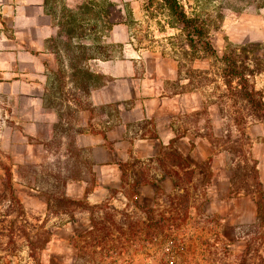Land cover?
<instances>
[{
  "label": "crops",
  "instance_id": "0c3cea01",
  "mask_svg": "<svg viewBox=\"0 0 264 264\" xmlns=\"http://www.w3.org/2000/svg\"><path fill=\"white\" fill-rule=\"evenodd\" d=\"M53 1L50 7L45 0L18 3L13 35H0V190L5 181L16 182L31 192L24 201L32 206L68 201L69 212L59 215L65 240L54 241L49 257L71 260L70 242L90 229L91 208L155 209L162 198L188 189L217 220L235 264H264V247L251 249L247 234L260 225L264 238V154L255 150V182L234 184V157L225 142L229 127H241L246 138L264 123L248 128L243 120H227L226 98L202 100L197 90L183 88L187 78L179 88V57L172 53L139 58L131 48L120 55L114 39L120 25H112L105 58L96 39L72 38V10ZM242 9L231 41L264 47V0H246ZM57 77H74L85 101L49 102L54 92L47 80ZM250 79L264 100V74Z\"/></svg>",
  "mask_w": 264,
  "mask_h": 264
},
{
  "label": "rangeland",
  "instance_id": "374dc122",
  "mask_svg": "<svg viewBox=\"0 0 264 264\" xmlns=\"http://www.w3.org/2000/svg\"><path fill=\"white\" fill-rule=\"evenodd\" d=\"M22 1L30 5L37 2L0 0V35H13L10 33L15 25V13L18 3ZM50 1L45 0L47 6ZM58 1L72 10L68 11L71 13L72 38H84L87 35L88 39H96L99 43L98 53H103L106 58L111 54L107 41L111 38L112 25H120V31L114 30V39L119 40L117 45L120 47V55H127L128 51L131 53V48L136 49L139 58L149 53L174 54L179 57V88L182 79L187 78L190 83L182 87L197 90L204 98L202 100L216 102L218 97H224L223 80L219 78L223 64L219 63L218 58L225 50L232 52L241 48L235 55L241 61L247 57L244 65L249 66V69L256 66L254 58L264 61L263 46L243 47L231 41L234 28L243 19L244 15H240V12L246 0ZM168 2L172 6L175 4L177 11ZM52 6H55L54 1ZM179 7L191 23L190 31H184L179 23ZM194 28H200L202 36L197 37L191 31ZM209 46L217 57L210 55L207 50ZM243 49L246 51L243 52ZM93 52L89 47L85 53L91 55ZM87 80L91 78L88 76ZM47 82L54 92L49 94V102L51 98L53 103L59 105L85 101L84 95L76 87L74 77L70 80L57 77ZM232 86L236 87L237 83L234 81ZM221 103L227 120H243V125L249 123L248 128L254 124L253 121L259 120L251 116L252 110L243 100L234 103L233 99H222ZM240 128L229 127L230 132L225 140L228 143L226 147H230L234 157V184L243 179L253 183L255 176L250 166L256 169V156L264 154V147L260 146L264 144V137L260 135L264 128L249 130L246 138L238 133ZM179 164L182 165L180 159ZM41 181L44 186L48 185L45 178ZM3 184L4 190H0V264H48L49 261L51 264H61L58 257H49L47 250L56 247L54 241L63 243L65 240V217L59 215L63 211L69 212L68 201L45 200L47 205L44 207L39 204L27 205L24 199L31 197V192L20 189L15 185L16 182L13 184L5 181ZM49 194L53 195L50 191L47 192ZM195 194L197 192L187 189L167 199L162 198L161 207L153 209L151 217H145L141 210L135 208L127 211L106 206L94 210L91 214L96 222L102 224L99 235L105 236V243L73 239L70 246L74 256L71 260L67 259L65 264H235V257L229 254L227 247L230 244L221 239L223 232L217 220L210 217ZM259 226H251L247 230V234L252 237L249 246L253 250H262L264 247Z\"/></svg>",
  "mask_w": 264,
  "mask_h": 264
},
{
  "label": "trees",
  "instance_id": "16d2710c",
  "mask_svg": "<svg viewBox=\"0 0 264 264\" xmlns=\"http://www.w3.org/2000/svg\"><path fill=\"white\" fill-rule=\"evenodd\" d=\"M171 7L175 11H177L175 4L173 6L171 5ZM178 15H179V23L182 26L183 30L184 31H186V30L190 31V28L192 27L190 25L191 23L187 19V17L185 16V14L180 10V7H179ZM191 31H193V33H196L197 37H200L203 34V32L200 28L199 29L194 28V29H191ZM255 45H258V44H249L246 46H255ZM246 46H243V47H246ZM240 49H236V50L234 49L232 52H231V50L229 52H228V50H225L224 53L222 54V56L220 58H218L219 63L223 64V68L219 72V77L223 80V84L227 88V93L225 94L224 97L227 100L233 99L234 103H237L238 100L245 101L247 104H249L250 109L252 110L251 116L259 119L262 122H264L263 95L261 92L256 91L254 89V85L252 84L251 79H250V77L254 76L255 74H260V73L264 74V61L263 60L260 61L259 59L254 58L253 63H256V66L253 69H249V66L244 65V63L247 62L248 58L246 57L241 61L240 60L241 58L238 57L237 55H235V53H238V50H240ZM207 50H209L210 55L212 57H217L211 46H209L207 48ZM245 51L246 50L243 49V52H245ZM256 60H258V61H256ZM261 64H263V68H261ZM234 81L237 83L236 87L232 86ZM250 170H251V172H253V174H256L253 166L252 167L250 166ZM103 207L91 208L89 210V212L92 213L94 210H101ZM104 208H106V207H104ZM141 211L144 213L145 217H151L152 213H153V209H150V208H141ZM90 223H91L90 229L85 231L84 233L78 235L76 238L89 239L90 241H93L95 243H100L101 241H103L105 243V241H104L105 236L103 235V237H102L99 235L100 226H102V224L100 222H96L94 220L92 214H91V222ZM145 234H147V233H145ZM148 236H150V233H148Z\"/></svg>",
  "mask_w": 264,
  "mask_h": 264
},
{
  "label": "built area",
  "instance_id": "2783aa9c",
  "mask_svg": "<svg viewBox=\"0 0 264 264\" xmlns=\"http://www.w3.org/2000/svg\"><path fill=\"white\" fill-rule=\"evenodd\" d=\"M125 202V201H124ZM124 206H125V203H124ZM229 248V246H227Z\"/></svg>",
  "mask_w": 264,
  "mask_h": 264
}]
</instances>
